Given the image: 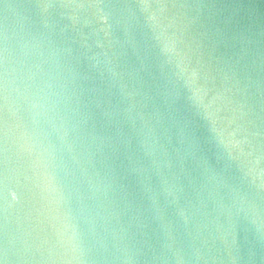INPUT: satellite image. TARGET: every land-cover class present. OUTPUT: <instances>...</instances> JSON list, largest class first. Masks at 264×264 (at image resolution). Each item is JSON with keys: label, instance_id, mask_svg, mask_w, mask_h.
<instances>
[{"label": "water", "instance_id": "1", "mask_svg": "<svg viewBox=\"0 0 264 264\" xmlns=\"http://www.w3.org/2000/svg\"><path fill=\"white\" fill-rule=\"evenodd\" d=\"M0 264H264V0H0Z\"/></svg>", "mask_w": 264, "mask_h": 264}]
</instances>
